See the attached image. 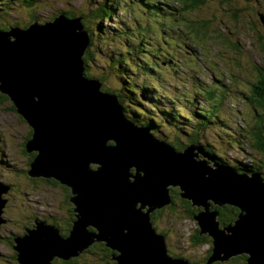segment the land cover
<instances>
[{"label":"water","instance_id":"1","mask_svg":"<svg viewBox=\"0 0 264 264\" xmlns=\"http://www.w3.org/2000/svg\"><path fill=\"white\" fill-rule=\"evenodd\" d=\"M90 42L82 17L63 13L0 30V92L33 130L26 148L36 157L27 173L70 187L76 211L67 236L41 218L15 235L19 264L68 260L97 242L119 252L117 264H196L172 257L152 220L156 210L173 205L171 188L205 208L193 217L212 238L207 264L241 253L248 264H264V174L242 173L236 160L216 161L203 145L184 141L178 126L172 140L165 132L162 141L135 125L118 96L85 76ZM10 189L0 181V228ZM225 203L241 210L228 227L212 209Z\"/></svg>","mask_w":264,"mask_h":264},{"label":"trees","instance_id":"2","mask_svg":"<svg viewBox=\"0 0 264 264\" xmlns=\"http://www.w3.org/2000/svg\"><path fill=\"white\" fill-rule=\"evenodd\" d=\"M2 1L5 2L0 3V6H2L0 17L13 12L14 9L24 10L28 8L33 14L37 12V0ZM206 1L91 0L88 3L89 9L86 13L80 12L78 14L74 11L63 10L59 14L63 13L68 18L82 17V23L90 34L91 42L84 57L85 76L89 79L98 80L102 84V91L118 96L127 118L139 127L150 128L151 133L155 137L162 139V141L166 137H162L165 132H168L172 140L176 134L173 128L178 126V135L183 137L184 141L198 142L201 146H204L207 152H215L214 146L217 145L213 139L214 136L210 140L206 136V132L210 129H218L220 128L219 124L226 125V122L230 121L227 117L221 115V112L225 110L229 94L232 91L235 94L239 92V98L242 99L245 105L250 106L254 110V116L246 114L243 110L237 113L242 125L234 129L235 133L232 134L230 131L231 135L226 136V142L220 147L236 149L238 145L243 144L247 149L249 162L243 163V166L241 165L238 168L239 171L249 174L260 171L264 174V61L253 65L255 75L248 78L250 89L236 85V81L239 79L238 74L233 75L234 78H232L231 83L221 79L218 80L217 78L210 83L203 81L200 69L202 68L200 60L202 59L199 58L203 50L198 48V46L194 47L189 41L193 37H202V34L206 36L205 32L202 33L205 26L201 25L199 28L196 17L191 14V11L201 9ZM252 1L254 3L264 2V0ZM230 2L234 6L233 11H236V7L251 9L249 4H240L239 0H221V4L226 6ZM221 9L225 10L224 7H221ZM137 10L139 13L136 12ZM227 11L225 13H229V8H227ZM121 13L124 15L129 13L131 20L124 21L123 16H120ZM57 16L58 13L44 22L39 21V23L50 22ZM257 19L259 22V18ZM35 20L36 18L34 17ZM113 21H115L114 26H108L107 22ZM226 22L222 23L226 24ZM259 23L264 31V24L262 22ZM14 26L21 27L19 24ZM28 26L21 28H27ZM10 27L6 26L0 28V30H9ZM153 28L156 29L154 30ZM155 32L159 34L155 35ZM109 37H112L114 42H118V44L113 46L116 47L114 49L118 52L115 53L112 47H109L110 50L108 48L104 50L105 47L98 45L100 40H105V38L108 39ZM105 44L107 45V43ZM234 46L237 48L238 44ZM197 48L200 52H198ZM106 53L109 64L108 69L111 73H114L116 80H114V86L105 84L107 77L104 74L94 75L91 71V62L96 59V54H103L104 56ZM167 81H169L168 84ZM232 86L236 87L232 88ZM0 94L2 93L0 92ZM4 97L12 102L13 109L17 113L14 102L6 95ZM3 103L0 102V105ZM32 135L33 130L31 128V132L25 138L26 140L21 150L27 162V170L31 168L30 164L36 157L35 152L29 153L26 148V144L32 138ZM217 140V143H222L221 140ZM110 144L113 143L110 142ZM232 144L233 146L230 147L229 145ZM216 153L220 156L215 157L216 161L229 165L228 161L221 158L223 157L222 155H227L222 149L218 148ZM92 167L96 168L95 165H92ZM236 167H238L237 164ZM20 175L25 176L29 186L39 179L52 184L54 187L61 186L64 189L67 199L66 203L69 205V217L66 218L64 226L59 224L58 221L53 223L61 229L63 235L67 236L76 219L75 206L69 201L72 195L71 188L59 184L54 179L35 178L23 172ZM172 195L173 198L180 199V190L173 188ZM181 202L185 207L193 209L190 201L181 200ZM212 209L218 210L219 220L223 226L230 221L236 220L240 213V210L233 206H228V210H222L214 204ZM195 212L197 210H192V212L189 210L190 216L193 217ZM160 213L157 211L154 213V217ZM33 221L31 220V222ZM29 227L23 229L22 235L26 233V229H29ZM155 227L158 229L157 223ZM6 240L11 250L5 260L0 258V264H19L17 260L18 253L14 248L15 240L13 237L6 238ZM188 245L190 248L208 245L210 247L209 254L213 250L212 240L208 235L202 234L199 229L192 233ZM118 254L119 252L108 248L105 243L101 242L93 244L79 256L68 260L56 257L52 264H117L118 260L115 256ZM169 254L172 257L186 258L184 255L174 253L170 248ZM86 256L92 258V260H89V258L86 260ZM192 262L202 264V261ZM215 264H248V256L237 255L229 258L226 262H217Z\"/></svg>","mask_w":264,"mask_h":264},{"label":"rangeland","instance_id":"3","mask_svg":"<svg viewBox=\"0 0 264 264\" xmlns=\"http://www.w3.org/2000/svg\"><path fill=\"white\" fill-rule=\"evenodd\" d=\"M89 1L91 0H37L36 13L33 14L28 8L24 10L14 9L13 12L0 17V28L14 26L15 24L26 27L31 24V22H34V17L37 22H44L53 17L54 14H59V12L63 10L74 11L78 14L80 12L86 13L89 9ZM239 1L240 4L243 5L246 3L249 4L251 9H241V7L235 6L236 11H233L234 6L231 5V2L226 6L225 4H221V0H207L205 4L202 5L201 9L191 11V14L196 17L198 27L200 28L201 25L205 26L202 33L205 32L206 36L202 34V37H193L189 42L193 44L194 47L198 46V48H202L203 50L199 58L202 59L200 60L202 64V68L200 69L204 82L210 83L213 79L217 78L218 80L221 79L231 83L232 78H234L233 75L238 74L239 79H237L236 85L245 86L250 89L248 78L255 75L253 65L264 61V31L259 23L262 22V24H264V2L254 3L252 0ZM3 2L5 1L0 0V3ZM221 7H224L225 10L223 9V11ZM1 8L2 6H0V10ZM227 8H229V13H225L228 12ZM136 12L139 13L138 10ZM120 16H123L124 21L131 20V15H129V13L125 15L121 13ZM257 18H259V22ZM224 21H227L226 24L222 23ZM114 22L115 21L107 22L108 26L113 27L115 24ZM153 29L155 30L156 28ZM158 34V32H155V35ZM105 40H100L98 45L100 47H105L104 50L107 48L110 50L109 47H112L115 53L118 52L114 49L116 47H113L118 44V42H114L112 37L108 39L105 38ZM105 43H107V45ZM236 44H238L237 48L234 46ZM198 48L197 50L200 52ZM109 54L111 53L109 52ZM96 56L94 62H91L93 66H91L92 73L94 75L104 74L107 77L105 84L114 86L116 80L114 78V73H111L108 69L107 53L104 56L103 54H96ZM168 83L169 81H167V84ZM235 87L236 86H232V88ZM0 95L3 97L0 101L6 100L4 95ZM239 97V92L235 94V92L232 91V93L229 94L225 110L221 112V115L227 117L230 121L226 122V125L219 124L220 128L218 129L208 130L206 136L209 137L210 140L211 137L214 136L213 139L217 145L214 146L215 150L218 151V148H220L227 154L222 155L223 157L221 158L248 163V152L242 143H240L242 145H238L236 149L220 147L226 142V136L231 135V132L232 134L235 133L234 129L242 125L237 113L243 110L246 114L254 116V110L250 106L245 105ZM8 107L9 105H0V122L3 124L4 128H7L8 133L12 134L13 137H11L7 147H5L3 141H0V144H2V150L6 152L8 163L13 164L9 166L11 169L8 170L9 172H6L8 175H4V177H9V180L15 183V188H13V191L10 189L8 193L3 194L4 199L7 200V205L6 208H2L3 213L1 215L6 220L1 223L0 228V237L2 238L0 240V258H4L2 260L8 257L7 255L11 250L7 244L6 238L22 235L24 232L23 229L28 226H30L29 229L31 228V223L34 222L33 219L41 218L52 224L58 221L59 224L64 226L66 218L69 217V205L66 203L67 199L64 189L61 186L54 187L52 184L40 181L39 179L29 186L25 176L20 175L21 172L24 173V171L27 173V162L21 150L25 143V137L28 133L29 126L24 118H18L15 112L8 109ZM217 139L221 140L222 143H217ZM0 140H2L1 137ZM229 146L232 147L233 144ZM216 151L213 152V154L220 157ZM172 189L173 188H171L170 194H172ZM10 197L11 200L8 201ZM179 197L181 200H186L182 198L181 195ZM171 198L173 205L170 204L164 206V208L160 210H156L154 213L157 211L161 213L155 217L154 213L152 214V220L160 218L157 221L158 232H163V234L168 236L166 238L168 239V247L174 251V253L184 255V257L191 261H202V264H207V259L209 255H211V253H208L210 247L205 245L199 248H190L188 245L192 233L197 229L201 231L199 221L190 216L189 210H191V212L192 210H197V212H199L201 208L202 210H205V208L196 205L193 206V209H190L185 207L179 198H173V195ZM218 206L222 210H228V206L231 205L225 203ZM235 208L237 209V207ZM197 212H195L194 215L198 214ZM31 220L33 222H31ZM229 225H235V222L230 221L225 226L228 227ZM205 234L212 240L209 233ZM239 255L248 256L247 253H241L238 254V256ZM88 258L92 260V258L88 256H86L85 259L87 260ZM228 260L229 259L225 261H216L212 264L226 262Z\"/></svg>","mask_w":264,"mask_h":264},{"label":"flooded vegetation","instance_id":"4","mask_svg":"<svg viewBox=\"0 0 264 264\" xmlns=\"http://www.w3.org/2000/svg\"><path fill=\"white\" fill-rule=\"evenodd\" d=\"M2 98L3 97L0 95V99H2ZM0 102H4L3 104H1L2 106L9 105L8 109L13 110V112H15L14 109H13V104L10 102L9 99H7L6 101H0ZM15 114L18 116V118H21V116L18 113L15 112ZM30 132H31V127L29 126L27 135ZM27 135H26V137H27ZM0 137L2 139L0 141H3L5 147L8 146V143L10 142L11 137H13L12 134L8 133L7 128H4V126H3V124L1 122H0ZM1 146H2V144H0V181H2L5 184L10 185L11 186V191H13V188H15V183L13 181L9 180L10 179L9 177H6V178L4 177V175H8V173H6V172H9L8 170L11 169L9 166H12L13 164L12 163H8V160L6 158V152H4L2 150ZM24 173H26V171H24ZM9 181H11V182H9ZM10 200H11V197H10V199H8V201H10ZM5 208H6V206H5ZM159 219L160 218H157V220H154V223L156 224ZM33 223L31 224V227L33 226ZM164 235L166 236V238L168 237L166 234H164Z\"/></svg>","mask_w":264,"mask_h":264},{"label":"bare ground","instance_id":"5","mask_svg":"<svg viewBox=\"0 0 264 264\" xmlns=\"http://www.w3.org/2000/svg\"><path fill=\"white\" fill-rule=\"evenodd\" d=\"M28 171V170H27ZM237 209H239L240 210V208L237 206ZM240 213H241V210H240ZM5 222V221H4ZM208 260V259H207Z\"/></svg>","mask_w":264,"mask_h":264}]
</instances>
